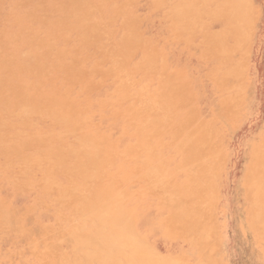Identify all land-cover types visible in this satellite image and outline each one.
Wrapping results in <instances>:
<instances>
[{
	"label": "rangeland",
	"instance_id": "obj_1",
	"mask_svg": "<svg viewBox=\"0 0 264 264\" xmlns=\"http://www.w3.org/2000/svg\"><path fill=\"white\" fill-rule=\"evenodd\" d=\"M0 264H264V0H0Z\"/></svg>",
	"mask_w": 264,
	"mask_h": 264
},
{
	"label": "bare ground",
	"instance_id": "obj_2",
	"mask_svg": "<svg viewBox=\"0 0 264 264\" xmlns=\"http://www.w3.org/2000/svg\"><path fill=\"white\" fill-rule=\"evenodd\" d=\"M12 56H14V55H12ZM48 80H49V79H48ZM44 81H45V80H44ZM46 81H47V80H46ZM55 95H56V93H55V94H52V95H49V96H47V94H46L45 97H47V99H48V98L51 99V98H53V96H55ZM255 154H256V153H255ZM255 154H254V155H255ZM254 155H253V156H254ZM252 158H253V157H252ZM198 177L200 178V176H198ZM189 181H190V180H189ZM191 184H192V183H191ZM114 202H115V201H114Z\"/></svg>",
	"mask_w": 264,
	"mask_h": 264
}]
</instances>
